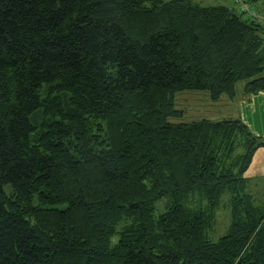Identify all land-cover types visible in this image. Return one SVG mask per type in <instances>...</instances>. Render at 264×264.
<instances>
[{"label":"trees","instance_id":"obj_1","mask_svg":"<svg viewBox=\"0 0 264 264\" xmlns=\"http://www.w3.org/2000/svg\"><path fill=\"white\" fill-rule=\"evenodd\" d=\"M246 1L0 0V264H264V141L176 108L264 91Z\"/></svg>","mask_w":264,"mask_h":264},{"label":"crops","instance_id":"obj_2","mask_svg":"<svg viewBox=\"0 0 264 264\" xmlns=\"http://www.w3.org/2000/svg\"><path fill=\"white\" fill-rule=\"evenodd\" d=\"M218 102L225 108L217 114L218 117L242 120L255 136L264 141V91L245 95L240 88L234 99L222 97ZM245 176L251 181L264 180V146L255 151Z\"/></svg>","mask_w":264,"mask_h":264},{"label":"rangeland","instance_id":"obj_3","mask_svg":"<svg viewBox=\"0 0 264 264\" xmlns=\"http://www.w3.org/2000/svg\"><path fill=\"white\" fill-rule=\"evenodd\" d=\"M192 1L203 6L221 5V6L233 7L236 5L234 0H192ZM242 85L243 83L240 82L238 84L239 88H241ZM206 95L207 93L205 92H192V91H185L178 93L176 95V108L182 111V117L178 118L177 121L178 120L191 121L200 118H209L212 120L220 119L221 117H218V115L219 113H222V111H224L225 109L223 104H219V102L210 101L206 97ZM223 119L226 118H221V120ZM253 182H251V184ZM253 184H256L255 189H253L254 193H257L261 197H264V193L262 192L264 191V180H259L258 182H254ZM229 218L230 215L228 210L223 209L219 212L217 218L218 234H222L223 232H226L225 229L229 224Z\"/></svg>","mask_w":264,"mask_h":264},{"label":"built area","instance_id":"obj_4","mask_svg":"<svg viewBox=\"0 0 264 264\" xmlns=\"http://www.w3.org/2000/svg\"><path fill=\"white\" fill-rule=\"evenodd\" d=\"M234 1L238 3L241 12H244L245 14L251 16H256V17L259 16L257 10L254 7L250 6L246 0H234Z\"/></svg>","mask_w":264,"mask_h":264}]
</instances>
